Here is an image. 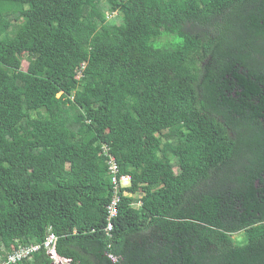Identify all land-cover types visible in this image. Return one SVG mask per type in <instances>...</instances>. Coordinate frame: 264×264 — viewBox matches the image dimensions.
<instances>
[{"label":"trees","instance_id":"16d2710c","mask_svg":"<svg viewBox=\"0 0 264 264\" xmlns=\"http://www.w3.org/2000/svg\"><path fill=\"white\" fill-rule=\"evenodd\" d=\"M49 234L70 264H264V0H0V263Z\"/></svg>","mask_w":264,"mask_h":264},{"label":"built area","instance_id":"2783aa9c","mask_svg":"<svg viewBox=\"0 0 264 264\" xmlns=\"http://www.w3.org/2000/svg\"><path fill=\"white\" fill-rule=\"evenodd\" d=\"M102 154L105 155L108 159V169L109 175L112 179V185L114 189V197L108 208V226L106 228L107 235L111 237V232L113 230V221L118 215V208L121 202L120 191L124 187H128L131 184L130 176L119 177V168L114 156L110 155L107 146L102 147ZM127 195V194H125ZM140 206V203L134 204ZM57 237L54 234H49L46 238L43 245H34L29 247H19L18 250L9 255L6 262L0 264H18L24 259H32L33 254L40 251L41 248L45 249L47 255L52 260L53 264H70L72 261L69 259L61 258L56 251L57 246ZM111 259L115 260L113 256H110Z\"/></svg>","mask_w":264,"mask_h":264},{"label":"rangeland","instance_id":"374dc122","mask_svg":"<svg viewBox=\"0 0 264 264\" xmlns=\"http://www.w3.org/2000/svg\"><path fill=\"white\" fill-rule=\"evenodd\" d=\"M228 36H230V33L228 34ZM159 45L162 46V44H159ZM24 59L25 60H24V63H23V70L25 71L28 68V61H27V58H24ZM175 172L177 173L178 170L176 169ZM136 206L138 207V205H136ZM234 239L237 240V241H243V242L246 241V237H245V235H243V233L239 234V235H235Z\"/></svg>","mask_w":264,"mask_h":264}]
</instances>
